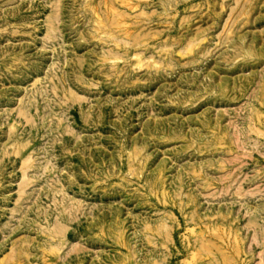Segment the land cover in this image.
<instances>
[{"label":"rangeland","instance_id":"374dc122","mask_svg":"<svg viewBox=\"0 0 264 264\" xmlns=\"http://www.w3.org/2000/svg\"><path fill=\"white\" fill-rule=\"evenodd\" d=\"M0 264H264V0H0Z\"/></svg>","mask_w":264,"mask_h":264},{"label":"bare ground","instance_id":"6f19581e","mask_svg":"<svg viewBox=\"0 0 264 264\" xmlns=\"http://www.w3.org/2000/svg\"><path fill=\"white\" fill-rule=\"evenodd\" d=\"M53 237V236H52Z\"/></svg>","mask_w":264,"mask_h":264}]
</instances>
